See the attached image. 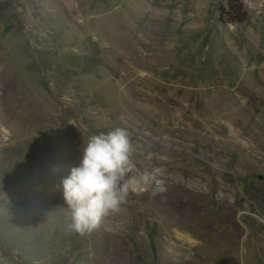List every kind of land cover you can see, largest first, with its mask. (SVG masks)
<instances>
[{"label": "rangeland", "instance_id": "374dc122", "mask_svg": "<svg viewBox=\"0 0 264 264\" xmlns=\"http://www.w3.org/2000/svg\"><path fill=\"white\" fill-rule=\"evenodd\" d=\"M241 1L243 22L226 0H0L9 264H264V0ZM118 127L167 190L70 233L61 180Z\"/></svg>", "mask_w": 264, "mask_h": 264}, {"label": "clouds", "instance_id": "9594fccd", "mask_svg": "<svg viewBox=\"0 0 264 264\" xmlns=\"http://www.w3.org/2000/svg\"><path fill=\"white\" fill-rule=\"evenodd\" d=\"M132 152L128 133L122 128L88 137L79 165L61 180L68 210L66 231L90 234L104 217L123 210L130 191L150 190L153 197L166 192L160 179L162 169L153 167L137 174ZM0 264H9L8 258L0 255Z\"/></svg>", "mask_w": 264, "mask_h": 264}, {"label": "trees", "instance_id": "16d2710c", "mask_svg": "<svg viewBox=\"0 0 264 264\" xmlns=\"http://www.w3.org/2000/svg\"><path fill=\"white\" fill-rule=\"evenodd\" d=\"M221 14L228 22H243L247 18V10L241 0H226V5L221 8Z\"/></svg>", "mask_w": 264, "mask_h": 264}, {"label": "bare ground", "instance_id": "6f19581e", "mask_svg": "<svg viewBox=\"0 0 264 264\" xmlns=\"http://www.w3.org/2000/svg\"><path fill=\"white\" fill-rule=\"evenodd\" d=\"M259 71V70H257ZM262 86H264V77L261 75L259 76V74L256 76V80H255V85L254 84H250V87H254L256 90H259L261 93L263 92L264 95V88H262ZM248 88V86H247ZM255 91V90H254ZM258 92V91H257ZM259 92V93H260ZM256 94V93H255ZM258 96V95H257ZM262 96V95H261ZM264 97V96H263ZM261 98V97H260ZM224 99V98H223ZM263 100V99H262ZM224 113V112H223Z\"/></svg>", "mask_w": 264, "mask_h": 264}]
</instances>
